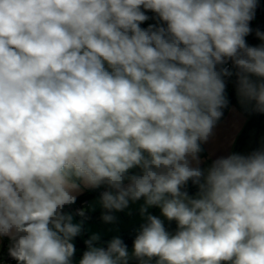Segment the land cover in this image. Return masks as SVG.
<instances>
[{"label": "clouds", "instance_id": "1", "mask_svg": "<svg viewBox=\"0 0 264 264\" xmlns=\"http://www.w3.org/2000/svg\"><path fill=\"white\" fill-rule=\"evenodd\" d=\"M257 6L0 0V239L17 264H73L82 221L64 209L102 185L104 209L144 198V222L131 254L93 234L78 264H264V144L200 158L231 103L226 78L264 114V32L246 39Z\"/></svg>", "mask_w": 264, "mask_h": 264}, {"label": "rangeland", "instance_id": "2", "mask_svg": "<svg viewBox=\"0 0 264 264\" xmlns=\"http://www.w3.org/2000/svg\"><path fill=\"white\" fill-rule=\"evenodd\" d=\"M262 144H264V121H262L259 130L256 128L249 130L247 138L244 140L237 152L247 153L260 147ZM188 191L190 194L195 193L196 188L194 186L191 188L189 187ZM142 205H144V198H141L136 202H132L130 200L128 207L122 211H117L114 209L108 210L102 207V205L99 203V196H97L88 202L87 205L89 212H94L97 209L103 208L104 214H102L97 220L90 218L81 219L72 213L73 223H80L82 221V232L72 241L76 246L73 264H78L79 259L86 250L84 241L89 239L93 234H98L100 236V241L98 243L101 246L105 245L113 237L119 236L122 238L124 233H129L132 230L133 233L137 234L140 225L144 222L140 212ZM148 213L159 216L162 220H164L165 227H171L169 228L170 232L174 233L176 231L177 226H174V223L171 224L164 217H162L158 207H149ZM105 214H111L115 219L112 222H105L102 218ZM128 249L129 253L131 254L132 247H128Z\"/></svg>", "mask_w": 264, "mask_h": 264}, {"label": "crops", "instance_id": "3", "mask_svg": "<svg viewBox=\"0 0 264 264\" xmlns=\"http://www.w3.org/2000/svg\"><path fill=\"white\" fill-rule=\"evenodd\" d=\"M262 2L264 5V0H258ZM260 43L259 40L256 41V44ZM255 44V45H256ZM237 98V97H236ZM246 111L241 107L238 102L237 104H231L224 116L218 122L216 128L214 129V135L210 138V140L203 145V151L200 154L201 160L204 161L202 167H208L212 160L219 156H225L231 152H237L239 147H236V140L247 122ZM84 190L82 193H84ZM81 195V194H80ZM79 196V195H78ZM100 194H94L89 198V202ZM100 210L102 211L101 215L104 214L103 208L97 209L94 212ZM87 211L89 212L88 208ZM65 212H71L69 210H65ZM73 213V212H71ZM75 215V213H73ZM77 216V215H76ZM133 230L129 233L131 234ZM136 234V233H135ZM7 237L0 239V251L3 247L4 241ZM83 245V244H82ZM149 264H156V258H153Z\"/></svg>", "mask_w": 264, "mask_h": 264}, {"label": "trees", "instance_id": "4", "mask_svg": "<svg viewBox=\"0 0 264 264\" xmlns=\"http://www.w3.org/2000/svg\"><path fill=\"white\" fill-rule=\"evenodd\" d=\"M148 14L150 16L153 15L152 13H148ZM153 22H154L153 20H150L147 23H153ZM143 26H146V25H143ZM252 29H253V34L249 35L246 39L250 45H255L256 41H257V39L255 38V31L260 30V31L264 32V16L257 15L254 18ZM229 68H232V64L229 66ZM233 71H235V69H233ZM226 79H228L226 93H227V96L231 102L230 105L231 104H237V98L235 95V90H234V85H233V81L235 80V76H233L231 78H226ZM227 109H228V107L223 110L224 114L227 111ZM245 113L247 115V122L237 137V140H236V147L237 148L240 147L242 145V143L244 142V140L247 138L249 130H251L252 128H256L257 130H259V127H260L262 121H264V114H255V113H249V112H245ZM224 114H223V116H224ZM189 187L191 188L193 186L189 185L188 188ZM102 189H107V186L102 185L99 189H96V190H86L84 193H82L81 195L78 196L76 203L83 200V199L89 200V198L92 195L99 194V191ZM71 206H73V205H71ZM69 207L70 206H66L64 211L65 210L71 211ZM84 212H85V217H81L79 215H77V216L81 219L90 218L93 220H97L101 216V213H102V211L100 212V210H98L96 212H88L87 210H85ZM169 223H171V224L174 223V226H177L175 221H172ZM169 228H171V227L167 228L168 231H169ZM136 235L137 234H135V233L123 234L122 239L128 247H133V241H134V238ZM103 246L107 247V243ZM129 264H138V261H136L135 259H132L129 261Z\"/></svg>", "mask_w": 264, "mask_h": 264}, {"label": "built area", "instance_id": "5", "mask_svg": "<svg viewBox=\"0 0 264 264\" xmlns=\"http://www.w3.org/2000/svg\"><path fill=\"white\" fill-rule=\"evenodd\" d=\"M257 15H261L264 16V5H262L261 1H258V6L256 8V12H255V17ZM253 21L254 19L251 21V27L253 26ZM231 65V62H229V64L227 65V67H229ZM106 189H102L99 191V194L101 195V193L103 191H105ZM89 200L88 199H83L77 203H75L73 206H70V210L76 214L77 210H87V205H88ZM9 239L7 238L4 241L3 247L1 249L0 252V264H17V262L12 259L9 255H8V246H9Z\"/></svg>", "mask_w": 264, "mask_h": 264}, {"label": "water", "instance_id": "6", "mask_svg": "<svg viewBox=\"0 0 264 264\" xmlns=\"http://www.w3.org/2000/svg\"><path fill=\"white\" fill-rule=\"evenodd\" d=\"M189 185H191V182L189 183Z\"/></svg>", "mask_w": 264, "mask_h": 264}]
</instances>
